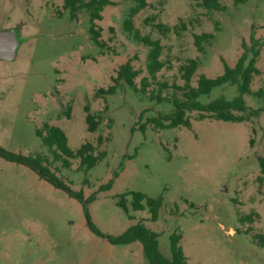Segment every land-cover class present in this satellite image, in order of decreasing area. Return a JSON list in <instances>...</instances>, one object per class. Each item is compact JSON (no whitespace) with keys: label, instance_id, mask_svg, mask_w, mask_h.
I'll return each mask as SVG.
<instances>
[{"label":"rangeland","instance_id":"374dc122","mask_svg":"<svg viewBox=\"0 0 264 264\" xmlns=\"http://www.w3.org/2000/svg\"><path fill=\"white\" fill-rule=\"evenodd\" d=\"M87 1V0H84ZM202 0H149L133 18L142 35L159 39L163 68L156 82L183 85L181 67L198 60L191 78H214L223 64L233 66L249 45L250 35L264 43V0H218L223 11L207 10ZM132 0H110L95 20L97 46L89 17H71L63 0H0V30L16 29L20 41L14 61L0 60V146L23 155L40 154L49 168L73 191H82L92 222L104 234L117 236L142 222L156 232L158 254L170 258L168 237L181 233L180 246L190 264H264V248L253 241L264 235V111L257 118L233 123L187 112L190 126L160 128L147 118L172 112L168 100L120 84L115 94L96 96L112 84L118 66L131 61L137 86L146 72L147 47L122 27ZM147 19V20H146ZM168 26L161 34L155 24ZM216 24V28H215ZM214 37L198 51L194 35ZM251 89L264 88V44ZM151 81L148 91L158 85ZM238 95L236 86L214 87L197 99L202 104ZM250 109L261 101L243 95ZM96 116L94 132L85 123L84 105ZM60 128L67 145L77 150L91 143L105 157L87 173L54 161L36 135L44 125ZM141 125L144 130H141ZM102 142L97 144V137ZM117 174L114 177V174ZM110 182L107 188V183ZM131 192L161 198L156 221L148 208L133 211ZM120 202L124 204V207ZM251 216V221L246 216ZM0 264H149L135 241L111 245L87 228L81 204L40 179L26 166L0 158Z\"/></svg>","mask_w":264,"mask_h":264},{"label":"trees","instance_id":"16d2710c","mask_svg":"<svg viewBox=\"0 0 264 264\" xmlns=\"http://www.w3.org/2000/svg\"><path fill=\"white\" fill-rule=\"evenodd\" d=\"M167 0H158L160 5H164ZM245 0H233L235 4L242 3ZM133 5L128 9L126 18L123 21V30L130 35L131 39L147 47L146 54V72L148 77L141 78L137 86L135 79L138 72L134 69L130 60L120 64L116 70V75L112 77V84L107 89H98L96 96L113 95L120 84H125L132 88L135 92H141L148 95L151 101L161 103L168 100L161 95L162 90L172 88L180 92L181 98L175 93L171 96L169 102L173 106L172 112L156 117L147 118L146 122L154 126L162 128H176L190 126V118L187 112L194 111L197 113V120L201 121L205 118L221 120L224 122L240 123L249 121L252 118H257L264 111V88H258L253 91L251 82L253 77L258 74L257 61L260 56V51L264 43L260 42L250 35L249 45L242 43V53L237 58L233 66L223 64V71L220 75L214 78H209L200 75L196 81V85H191V78L198 68V60L189 59L181 67V79L183 85H168L167 83L156 82V74L163 68L164 63L160 60L162 53V45L159 39H152L149 35H142L139 29L133 24V18L141 10L150 6L149 0H132ZM110 4V0H63V7L68 9L71 17H75L80 10H84L89 17V33L92 41L99 47H103L104 43L99 40V31L95 29V20H100L103 8ZM201 5L211 11H223L224 6L218 0H202ZM147 20V19H146ZM155 28L161 33L170 31L168 26L155 24ZM215 24V28H216ZM214 37L210 33H201L194 35L193 43L198 51L202 50V44ZM151 81L156 82L158 88L156 91H148ZM234 85L238 91V95L232 100H224L222 98L214 99L207 104H202L197 101L199 96L207 95L214 87L223 85ZM248 94L261 101V107L250 109L246 106L243 95ZM85 113V123L89 132H94L97 124L96 116L89 112V106L86 104L83 107ZM145 125H141V130H144ZM36 135L39 137L41 144L47 148L54 161H59L63 168H70L72 159H78V169L87 173L95 165L103 160L105 153H95V147L91 143L82 144L77 150L72 151L67 145V137L64 132L53 125L45 124L43 129H36ZM102 142V137H97V144ZM0 158L5 161L13 162L26 166L32 170L40 179L46 181L56 189L62 190L68 196L78 201L83 210L87 228L94 235L106 239L111 245H125L132 242H139L145 259L149 264H190L187 262L183 250L179 244L181 233L178 231L172 232L168 237V248L170 258L161 257L157 251L158 234L147 228L142 222L127 228L123 233L117 236H111L102 233L92 222L87 204L93 200L94 195L84 198L82 191L71 190L60 179L49 166L46 165L45 159L40 154L23 155L7 151L0 146ZM261 173L264 175V160L259 159ZM116 173L113 175L116 177ZM110 182L107 183L108 188ZM131 208L133 211L144 209L143 201L145 202L150 220L156 221L159 208L161 206V198H148L139 192H131ZM120 206L124 207L122 202ZM246 220L251 221V216L247 215ZM253 241L258 246L264 248V235H254Z\"/></svg>","mask_w":264,"mask_h":264},{"label":"water","instance_id":"95a60500","mask_svg":"<svg viewBox=\"0 0 264 264\" xmlns=\"http://www.w3.org/2000/svg\"><path fill=\"white\" fill-rule=\"evenodd\" d=\"M19 45L20 41L16 29L0 30V60L14 61Z\"/></svg>","mask_w":264,"mask_h":264}]
</instances>
